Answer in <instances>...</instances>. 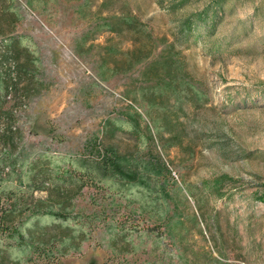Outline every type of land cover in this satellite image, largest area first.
<instances>
[{
    "label": "rangeland",
    "instance_id": "374dc122",
    "mask_svg": "<svg viewBox=\"0 0 264 264\" xmlns=\"http://www.w3.org/2000/svg\"><path fill=\"white\" fill-rule=\"evenodd\" d=\"M181 1L0 0V264H264V0Z\"/></svg>",
    "mask_w": 264,
    "mask_h": 264
},
{
    "label": "trees",
    "instance_id": "16d2710c",
    "mask_svg": "<svg viewBox=\"0 0 264 264\" xmlns=\"http://www.w3.org/2000/svg\"><path fill=\"white\" fill-rule=\"evenodd\" d=\"M15 1L16 0H11V2H13V3ZM187 2H188V0L181 1V7H183V5H185ZM223 2H225V0H215L209 6H207V8L203 12H201L199 14H196V15H193L190 18L185 19V21H184V27H186V31L188 32V35L191 36L193 34V32L195 30V27H196V24L199 23V22H201L203 24H208L209 22H212L213 21L214 24H215V27H214V29H215L216 26H217V19H219L220 14H221L220 13V6L223 4ZM123 21L128 26L129 29H131V30L137 29V22L134 19L133 20H130V19H127L126 17H124ZM109 30H112V31L114 30L112 25L109 26ZM14 44H15L14 43V40L11 38L9 40H3L1 47L4 49L5 52L12 54L11 57L17 63L18 77H19V80L21 81V79L23 78V74H22L23 72L26 73L28 76H30L31 73H30L29 70L27 71L26 69H23V68L22 69L24 71L22 72L19 63H18L16 57L14 56V54H15L14 51H13L14 50V47H15ZM5 55H8V54L5 53ZM9 58H10L9 56L5 57V59H4V61H5L4 63L5 64L8 63ZM147 58L148 57H142L139 60L136 59L135 62H134V65L132 67H134L137 64H140L142 61L146 60ZM3 79L8 82L5 85V88H6L10 84L9 83L10 80H9V77L8 76L7 77H4ZM15 85H14V88H15ZM40 91L41 90H38L37 93L39 94ZM0 160H3V159L0 158ZM121 160H123V159L118 158L117 152L114 149H112V151H110V159H109V163L108 164L112 168H114L115 171H117L118 173L125 174V171H123V167L121 165V164H123ZM117 162H119V165H117ZM84 167L85 168H88L89 165H87V164L85 165L84 164L83 169L80 170V173L82 175H85V174L86 175H93V169L90 168L86 172L84 170ZM105 167H107V166H105ZM126 175H129V174H126ZM128 178L130 180H135L136 179V176L133 174V175H129ZM139 183H140V185H142L144 187L146 186V190H150L149 186L147 185L146 180L141 179L139 181ZM7 185L8 184H5L2 181L0 182V202H1V199L3 198L2 196L5 195L6 193H8V189L7 188H9L10 186L7 187ZM14 189L13 190L16 193L21 192V190H22V189H18V188H14ZM11 192H12V190H11ZM12 197H13V195L11 193H9V196L7 195L5 198L8 200V199H11ZM2 210H4L3 207H2ZM45 212L46 213H44V215L47 214L48 217L52 218L53 220H55V219H57V221H60V220L67 221L68 220L67 214H65V213L56 212V211H53L52 209L46 210ZM0 231H3V229H0ZM25 234L23 233L22 235H20V240L21 241H19V245L18 246H20V248L21 247L22 248H25V250H26V248L28 249V245L25 242V239H26V236H27ZM74 249H75L74 251H78L79 250L78 248H74ZM39 251L40 250H38L37 252H39ZM52 255L55 256L53 253H52ZM66 255H68V252L67 251H65V252L62 253V256L63 257H65ZM27 264H36V263H34L33 260L30 258V259H28Z\"/></svg>",
    "mask_w": 264,
    "mask_h": 264
},
{
    "label": "built area",
    "instance_id": "2783aa9c",
    "mask_svg": "<svg viewBox=\"0 0 264 264\" xmlns=\"http://www.w3.org/2000/svg\"><path fill=\"white\" fill-rule=\"evenodd\" d=\"M4 69H5L4 77L8 76L10 80L9 82L10 84L6 87L7 95L5 97V99L9 101L12 99V95L14 92V85L17 84L19 81L16 61L11 57V65H4Z\"/></svg>",
    "mask_w": 264,
    "mask_h": 264
},
{
    "label": "bare ground",
    "instance_id": "6f19581e",
    "mask_svg": "<svg viewBox=\"0 0 264 264\" xmlns=\"http://www.w3.org/2000/svg\"><path fill=\"white\" fill-rule=\"evenodd\" d=\"M11 61V60H10ZM8 64V63H7ZM10 65H11V62H10Z\"/></svg>",
    "mask_w": 264,
    "mask_h": 264
}]
</instances>
